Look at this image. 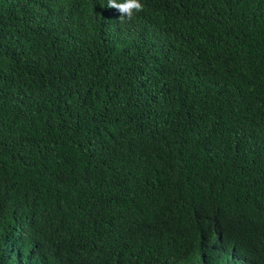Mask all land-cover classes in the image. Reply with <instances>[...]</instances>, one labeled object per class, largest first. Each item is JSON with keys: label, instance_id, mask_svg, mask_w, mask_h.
<instances>
[{"label": "trees", "instance_id": "1", "mask_svg": "<svg viewBox=\"0 0 264 264\" xmlns=\"http://www.w3.org/2000/svg\"><path fill=\"white\" fill-rule=\"evenodd\" d=\"M0 0V264H264V0Z\"/></svg>", "mask_w": 264, "mask_h": 264}, {"label": "clouds", "instance_id": "2", "mask_svg": "<svg viewBox=\"0 0 264 264\" xmlns=\"http://www.w3.org/2000/svg\"><path fill=\"white\" fill-rule=\"evenodd\" d=\"M106 7L116 9L120 20H130L143 10L142 0H107Z\"/></svg>", "mask_w": 264, "mask_h": 264}]
</instances>
